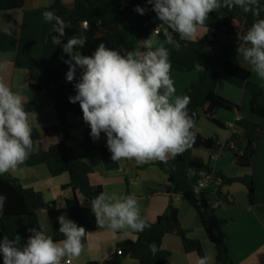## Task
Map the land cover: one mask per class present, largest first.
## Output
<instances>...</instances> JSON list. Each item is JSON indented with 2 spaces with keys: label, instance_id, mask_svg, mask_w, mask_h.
Masks as SVG:
<instances>
[{
  "label": "trees",
  "instance_id": "obj_1",
  "mask_svg": "<svg viewBox=\"0 0 264 264\" xmlns=\"http://www.w3.org/2000/svg\"><path fill=\"white\" fill-rule=\"evenodd\" d=\"M25 0H0V13L15 12L23 9ZM139 6L146 8L145 14L135 11ZM264 9V0H260ZM50 11L56 13L64 21L70 22L71 27L66 29L61 41L66 42L69 37L76 36L81 44L75 49L83 55H91L100 44L123 53L125 50L139 48L144 51L143 42L151 39L155 30L160 29L157 35L169 50L172 68L177 72H199V79L186 88L183 95L190 97L188 105L189 115L195 121L192 131L194 139L182 154L167 162L156 161L161 171L167 176L166 191L170 195L180 196L188 202L198 213L207 238L216 249L215 264H233L225 226L228 221L220 219L215 212L213 202H222L234 206V197L225 190L235 183L243 184L248 190L251 205L255 203L256 187L252 175L242 178H230L223 173L205 172L206 162L202 157L195 156V151L203 149L212 154L230 151L234 154L235 163L241 168H249L260 140L258 132L252 140H246L240 133L231 132L225 145H221L216 138L202 136L196 129L202 114L215 125L225 128L224 124L214 119L213 112L222 109L227 112H238L239 105L221 97L217 93V85L223 76L227 75L238 80H248L251 76L249 70L243 69L228 61V55L233 47L217 46L213 42V34L199 41L181 40L180 36L172 33V37L179 43V49L165 42L166 25H160L152 6L146 0H75L73 9H68L62 0H55ZM264 18V10L259 17L251 12H244L235 7L232 10L220 9L219 12L209 14L206 26L209 31H219L229 36L243 35L255 19ZM53 23H48L43 32V52L39 68L32 73L30 88L36 92L53 94L57 125L39 130L32 129L33 149L38 144L37 151L27 158L29 167L45 165L53 177L68 174L70 182L62 189L72 190L74 198L66 201L64 210H58L52 203L45 200L41 192L24 188L21 181L16 178H6L0 175V194L7 197L3 213L0 214V238L7 235L14 239L18 234L21 245L26 243L31 235L29 229L43 230L39 211L45 210L50 226L51 235L55 241L63 240L64 236L58 231V217L65 215L79 226H83L88 233L97 230L95 216L91 207H84L103 192L101 186L91 183L92 167L79 160L69 146L70 131L67 116L73 114L83 115L79 103H70L69 97L75 96L74 84L79 81L77 76L69 85L63 84V77L68 71L65 60L69 56L63 52L62 44L53 45L52 37L56 36ZM171 32V29H167ZM238 37V36H237ZM242 42H240L241 45ZM206 48H212L213 55L203 54ZM197 61L204 70H196ZM60 62V63H57ZM36 111V103H30L28 112ZM43 136L61 138L60 142L45 150L41 146ZM234 145V147H232ZM203 173L214 175V183L204 190L199 189V181ZM219 182V185H216ZM212 212V213H211ZM150 227L135 233L134 239H128L117 246V252L103 263L91 262L88 264H122L126 259H133L139 264H172L171 253L163 249V240L167 235H175L182 240L187 253H197L204 257L202 245L197 240L187 238L179 221V210L173 207L167 214L159 216L155 221L145 220ZM154 243L156 252L153 254L149 244ZM122 250V254H118ZM0 264H3L0 257Z\"/></svg>",
  "mask_w": 264,
  "mask_h": 264
},
{
  "label": "clouds",
  "instance_id": "obj_2",
  "mask_svg": "<svg viewBox=\"0 0 264 264\" xmlns=\"http://www.w3.org/2000/svg\"><path fill=\"white\" fill-rule=\"evenodd\" d=\"M152 6L156 18L166 25L165 42L179 49L181 40L196 37L199 28L206 26L209 14L222 8H241L259 17L264 9L260 0H146ZM135 11L145 14L146 8L137 6ZM46 23H53L56 36L53 45H61L69 59H60L68 65L66 80L72 82L77 69L81 76L74 84L75 96L70 103H79L83 120L91 131L93 140L103 133L111 160H135L138 165L149 161L167 162L171 156L182 154L194 139L195 121L189 115L190 97L176 95L175 81L171 77L169 50L155 47L151 39L139 48L123 53L100 44L91 55L75 51L81 44L78 37L61 41L70 22L64 21L53 11L42 13ZM167 29H171L169 32ZM208 30V29H207ZM241 46L237 54L248 63L256 75L264 81V18H257L245 34L237 35ZM196 70H204L197 61ZM29 113L19 92H13L0 80V175L15 171L33 150L32 127ZM7 197L0 194V214ZM91 211L99 228L116 232L131 229L142 232L150 225L141 218L134 195L117 196L101 192L91 201ZM58 231L63 240L55 241L43 230L29 229L31 235L21 245V237L7 235L0 238V257L3 264H71L83 250V240L88 231L65 215L58 218ZM155 254L156 246L149 244ZM209 257H200L198 264H209Z\"/></svg>",
  "mask_w": 264,
  "mask_h": 264
},
{
  "label": "crops",
  "instance_id": "obj_3",
  "mask_svg": "<svg viewBox=\"0 0 264 264\" xmlns=\"http://www.w3.org/2000/svg\"><path fill=\"white\" fill-rule=\"evenodd\" d=\"M54 1L25 0L23 9L0 13V80L13 92L22 95L26 111L30 103H36V111L28 112L32 129L43 130L58 123L53 94L45 91L36 92L30 88L31 75L40 65L43 32L48 24L44 21L42 13L50 11ZM62 2L68 9L74 8L75 0H62ZM211 34L215 45L233 47L228 55V61L249 70L251 76L245 81L223 76L217 85V93L239 105V111L231 113L216 109L213 112L214 119L224 124L225 128L215 125L205 114H202L196 129L204 137L216 138L221 145L226 144L231 132L242 134L246 140H252L259 132L260 140L249 168L239 167L235 163L234 154L230 151L212 154L207 150L198 149L195 151V156L205 160V172L223 173L230 178L253 176L256 187L253 205L249 202L247 188L240 183H235L225 190L234 197V206L222 202H213V205L216 215L228 221L225 232L233 264H264V81L259 79L252 67L237 54V48L241 46L237 36L199 28L193 41H199ZM151 41L155 47L164 46L157 35H153ZM203 54L212 56V48H206ZM170 74L175 81L176 95L180 96L187 87L199 79V72L181 73L171 68ZM76 76L80 78V69H77ZM63 84L66 86L70 84L66 80V74L63 77ZM67 119L72 126L69 146L79 160L92 167L93 186H101L103 192L109 195H134L139 204L140 216L147 221L153 222L176 207L179 210L181 227L187 238L199 241L204 256L210 258L209 264L216 263V249L209 242L198 213L180 196L167 193L165 188L167 176L155 165L157 160L142 165H138L135 160L114 162L111 160V153L106 146V136L103 133L94 141L90 136L89 125L83 120V115L69 114ZM60 140L61 138L43 136L41 146L47 150ZM38 147L37 144L29 157ZM2 176L19 179L24 188L41 192L45 200L58 210H64L66 201L75 196L72 190L64 192L62 189L70 182L68 174L53 177L45 165L29 167L27 160L17 170ZM80 200L84 207H91V204ZM38 215L43 231L50 236L46 211L41 210ZM135 233L131 229L114 232L107 227H98L97 230L88 233L83 240L84 247L81 254L72 259L71 264L103 263L117 252L118 244L134 239ZM163 249L171 253L172 264H198L199 255L187 253L182 240L175 235H167L164 238ZM122 264L139 263L133 259H126Z\"/></svg>",
  "mask_w": 264,
  "mask_h": 264
},
{
  "label": "built area",
  "instance_id": "obj_4",
  "mask_svg": "<svg viewBox=\"0 0 264 264\" xmlns=\"http://www.w3.org/2000/svg\"><path fill=\"white\" fill-rule=\"evenodd\" d=\"M160 29L155 30L154 35H158ZM234 147V145H232ZM214 183V175L209 173H203L202 178L200 179L198 185L199 189L202 191L207 188L210 184ZM216 185H219V182H216ZM118 254H122V250H118Z\"/></svg>",
  "mask_w": 264,
  "mask_h": 264
},
{
  "label": "rangeland",
  "instance_id": "obj_5",
  "mask_svg": "<svg viewBox=\"0 0 264 264\" xmlns=\"http://www.w3.org/2000/svg\"><path fill=\"white\" fill-rule=\"evenodd\" d=\"M57 63H59V62H57ZM43 226L45 227V229L47 231V227H46L45 221H43Z\"/></svg>",
  "mask_w": 264,
  "mask_h": 264
},
{
  "label": "water",
  "instance_id": "obj_6",
  "mask_svg": "<svg viewBox=\"0 0 264 264\" xmlns=\"http://www.w3.org/2000/svg\"><path fill=\"white\" fill-rule=\"evenodd\" d=\"M212 213V212H211Z\"/></svg>",
  "mask_w": 264,
  "mask_h": 264
}]
</instances>
